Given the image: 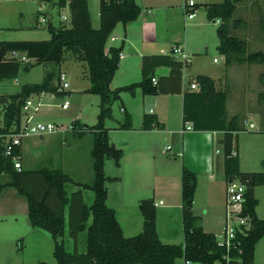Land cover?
Masks as SVG:
<instances>
[{
    "label": "trees",
    "instance_id": "trees-1",
    "mask_svg": "<svg viewBox=\"0 0 264 264\" xmlns=\"http://www.w3.org/2000/svg\"><path fill=\"white\" fill-rule=\"evenodd\" d=\"M238 0H220L203 3L206 20L218 21L215 33L216 50L223 56L225 66L233 63L264 62L263 52L244 53L245 43L231 34V18ZM63 7L64 0H57ZM98 26L92 28L86 0H69L67 3L69 26L59 22L53 26L46 23L49 38L45 40H0V81L13 79L20 68L28 71L33 65L49 63L57 66L64 59L79 62L85 69L88 87L84 92L98 96L96 122L86 126L73 120L71 132L78 137L91 134L90 184L78 183L59 169L13 168L9 157L2 154L0 146V175L8 177L5 186L13 187L26 202V218L32 228L47 232L53 242L52 257L55 264H173L175 259H188L197 264L223 262L224 249L216 245V237L205 232L199 217L192 212L196 176L183 164L179 170V209L182 239L180 243H162L155 231V208L150 197L137 201L141 215V229L132 236H124L116 220L115 211L105 203L103 161L110 157L119 165L122 151L108 139L103 121L111 116V104L121 92L133 94L137 89L143 95L181 93V126L185 121L192 124L193 131H218V144L222 153V170L225 182L236 180L244 186L241 215L248 218L249 227L243 234H236L237 246L229 252V264H253L255 243L264 235V215L255 214V186L264 185V171L243 172L238 167L236 132L243 123L238 114L227 116L226 91L217 89L215 80L197 74L187 80L195 82L198 90L181 89L182 69L186 66L169 54H143L140 58L139 79L136 82L110 88L116 71L121 45L105 48V43L117 23L126 25L135 20L140 8L134 0H98ZM196 7V5H195ZM264 29V17L261 20ZM11 52L22 53L28 60L20 61ZM159 68L165 73L155 74ZM57 73L54 67L47 70L41 80L26 83L19 91L0 95V131H8L18 123L23 100L33 93L62 94L57 89ZM140 130L159 127L154 114L142 112ZM180 126V127H181ZM116 129L130 130V115L123 112ZM234 152V154H232ZM14 153L20 156L16 147ZM20 160V158H19ZM73 183L80 189L88 188L93 196L89 205L82 201L81 191L66 193L65 184ZM3 185V186H4ZM2 185H0V188ZM68 208L67 232L75 244L79 232L85 233L83 251L64 250V207Z\"/></svg>",
    "mask_w": 264,
    "mask_h": 264
},
{
    "label": "rangeland",
    "instance_id": "rangeland-1",
    "mask_svg": "<svg viewBox=\"0 0 264 264\" xmlns=\"http://www.w3.org/2000/svg\"><path fill=\"white\" fill-rule=\"evenodd\" d=\"M193 1L199 4L194 9L193 19L190 20L185 17L184 0H170L168 7H159L151 11L157 19L155 24H157L159 34H161L159 37L162 39V48H166L169 52L173 44L183 46L184 40L185 45L182 50L186 54L189 64L188 67L184 68V73L191 76L197 74L210 76L215 80L217 89L226 91L227 116L238 114L243 119L244 127L235 133L236 141L238 137L239 143L244 142L246 155L248 156L247 160H251L249 157L254 154L252 151L256 150V153H258L257 150L260 149L259 145L253 144L252 140L254 138L252 135L257 132L259 126H261V129L264 128V62L233 63L225 66L223 56L216 50L218 40L215 28L217 24L206 20L201 5L203 3L219 2L220 0ZM40 3L41 0H0V40L48 39L49 34L46 30V24H38L36 18L45 16L51 20L53 25H57L58 22H61V16L67 17V11L64 8L56 7L55 0L44 1V6H41ZM86 3L92 28H96L98 21L97 18L94 20V14L97 12V0H86ZM235 7L229 19L231 34L244 41L245 54L256 51L264 53V29L261 27V20L264 17V0H238ZM107 44H109L108 40L106 41ZM19 54H17L18 57ZM174 57L178 58L177 55ZM53 67L65 72L68 87L62 94L43 93L41 98L43 105L34 113L33 121L52 122L59 126L60 130L52 134L24 137L21 140L25 148L20 158V167L27 170L42 167L59 169L74 182L90 184L92 177L89 155L91 134L85 132L78 137L69 131H63L64 129L67 130L68 125L76 119L86 126H92L96 122L98 96L82 91L84 80L80 77V63L64 59L57 66L40 63L33 65L28 71H22L20 68L15 78L0 81V95L15 93L19 91L22 84L39 82L43 74ZM119 77L121 76L118 72H115L110 88H113L114 84L119 81ZM65 100L68 102V107L62 110L59 104ZM156 105L164 111L166 121L169 124L167 126L178 125L180 101L176 95L142 96L136 89L132 95L121 92L119 98L111 104V116L104 119L103 127L107 129L108 139L116 148L124 152L133 144L137 145L147 141L155 144V147L145 159L149 162V165L144 166L146 169L142 173L145 176L144 181L133 175L128 164L121 167V170L120 167L115 165L112 158L107 157L104 159L103 174L108 178L105 181V203L108 207L113 208V205L119 200L120 187L123 185L127 187L132 183L145 184V187L147 185L148 188L142 189L139 187L136 194L140 199L151 198L153 175L161 173L167 176H177L178 174L181 158L173 152L175 145L179 143V135L168 134L165 136L155 133L146 137L145 134L135 130L116 129L117 121L121 119L123 112L130 115L132 126H139L142 110L147 112L149 108L153 109ZM247 122H252L254 127L249 128ZM177 129H179V126ZM164 146L170 147L171 150L165 151ZM215 149H218L217 144H213V150ZM261 154V157L252 160V166L249 167L248 165L247 168L249 169L246 172L264 171V149ZM217 157L220 159V155H217ZM143 165H146L144 161ZM218 173L221 174L220 168L213 170L215 179L219 177ZM148 175H152V178ZM120 176L123 178L121 184ZM203 179L207 178L204 176ZM7 181L8 177L6 175H0V184L3 187L0 192V206L2 205L3 208L0 210V264H4L6 261L9 264H31L39 255L49 257L48 259L53 261L54 259L51 257L53 242L50 235L43 230L28 232L24 222L25 213L20 211L18 204L15 205L16 199H22L21 195L13 187L5 186L4 183ZM65 190L67 194L80 190L82 201L86 205H89L92 201L93 194L88 188L80 189L78 185L67 183L65 184ZM203 191L198 192L199 198L196 206L200 207L196 208L193 214L199 217V223H201V217L203 222L211 223L213 219L216 220L215 216L217 215L215 214L224 216L225 191L223 188L222 199L219 196V202L222 200L219 212L216 209L212 210V208L208 209V207L202 206ZM254 197L257 201L254 209L255 213L257 217H262L264 215V185L255 188ZM137 201L127 200L123 209L113 208L116 211V219L124 227V232L127 234L124 236L126 237L138 233L141 229L140 224L139 229L130 231L129 234L126 231V225L136 221V216L138 220L142 221L137 208ZM216 202L217 199L214 198L212 203L215 204ZM63 215L64 233L62 241L64 250L68 252L83 251L85 246L84 231L78 233L77 241L74 244L67 232L68 208L66 206ZM159 223L161 226L158 227V232L161 234V240H166L165 243L179 242L181 238L176 224L174 225L171 221V229L173 230L168 232L164 228L165 221L161 220ZM38 237L40 241H42V238L47 239L51 247L49 251L46 247H43V241L40 246L42 249L36 247V238ZM181 263L182 259L177 258L173 264ZM253 264H264V235L254 245Z\"/></svg>",
    "mask_w": 264,
    "mask_h": 264
},
{
    "label": "crops",
    "instance_id": "crops-1",
    "mask_svg": "<svg viewBox=\"0 0 264 264\" xmlns=\"http://www.w3.org/2000/svg\"><path fill=\"white\" fill-rule=\"evenodd\" d=\"M44 1L46 0H41V3H40L41 6L45 5ZM56 1L57 0H55V3H54L56 7L60 9L63 8V7L57 6ZM134 1L140 8V12L137 18L126 25H121L120 23H117L107 38V40L109 41V44L106 45L105 43V48L109 46L117 47L121 45V50L119 52V57H118V62H117V68L115 71V72H118L119 76L121 77H119V81L114 84V87L138 81L140 58L143 54H169L170 55L171 47L169 49V52L166 50V48H162V45H161L162 39L159 37V35L161 34H159V30H158L159 28H157V24H155L157 19L153 15V12H151L152 10H156L159 7H168L170 5L169 3L170 0H134ZM97 3H98V0H97ZM195 4L197 6L199 3L195 2ZM96 18L98 21V7H97V12L94 14V20ZM89 19H90V25L92 27L90 15H89ZM47 22H50L52 24L49 18L47 19ZM53 26H56V25H53ZM173 45H178V44H173ZM184 45H185V41L183 40V46ZM179 46L182 50L183 46L181 45ZM16 54H18V52H16ZM19 55L22 56L23 54L20 53ZM7 56H10V54H8ZM172 57L174 59H177L174 56ZM188 65L189 64L187 63L185 67H188ZM80 66H81L80 67V77L81 79L84 80V87L82 88V91H84L88 87V81L85 77V73H84L85 69L83 68V65L81 63H80ZM184 68L182 69V77H181V89L182 90L188 88L189 84H187V80L195 76V75L191 76L190 74L184 73ZM59 71L61 70H58V72ZM110 85H111V81H110L109 86ZM66 89L62 91V93H64ZM157 95H160V94H155L152 96H157ZM170 95H176L179 97L180 115H179L178 125L174 124L173 126H167L169 124L166 121V115L164 111L160 107H158V105H156L154 106L153 109L149 108L147 113H151L155 115L157 121L160 124L159 127H154L149 130H140L139 129L140 124H139V126H132V129L130 130L141 132L142 134H145L144 136L146 137H149L151 134H155V133H159L165 136L168 134L179 135V143L175 145V149L173 153H177V155H179L181 158V164H183L186 168H188L196 176V187H195L193 201H192V212L195 211L196 208L198 209L200 207V206H196L198 203V198H199L198 192L200 190H204L203 191V201H202L203 203H201L203 204L202 206H206L208 207V209L212 208V210L216 209L218 211L219 209H221V205H222V200H220L219 202V196L222 199L223 197L222 191H223V188L225 191V185H226V182L223 176V170H222L223 158H222V153H221V147L218 144V141L221 137V132L191 131V132L185 133L184 135H180L179 129L181 126V93L170 94ZM62 110H65V109H62ZM142 112H145V110H142ZM140 117H141V114H140ZM260 125H261V122H260ZM178 126H179V129H177ZM253 127H254V124H253ZM260 127L261 126H259L257 132L253 133L252 135L254 138L252 140L253 144L259 145L260 149L257 150L258 153H256V150L252 151L254 154L251 157H249L251 160H247L248 156L246 155L247 153L246 146L244 142L239 143V140L237 137L236 154L238 157V167L240 171L246 172V170L249 169L247 168L248 165L249 167L252 166V163H253L252 160H255V158L257 159L259 156L261 157L262 155L261 152H263V149H264V128L261 129ZM63 131H68V130L64 129ZM213 144H217L218 149L213 150ZM154 147H155V144H152V142H148V141L137 144V145L133 144V146H130L129 149L122 152V157L120 159L118 167L120 168L123 166L125 167V164H128L133 175L136 177H139L142 181H144L145 176L142 173L145 172L146 170L145 167L149 165V162H147L145 159H147L148 154L151 153ZM165 147L166 146H164V149ZM24 148H25V145L21 141L20 147H19L20 158L23 154ZM169 150H171L170 147H169ZM217 155H220V159L217 157ZM143 161L146 165H143ZM219 168L221 170V174L218 173V176L220 178L218 177L215 179L213 177V170L214 169L218 170ZM22 169L24 168L22 167ZM124 175L125 174L123 173V176ZM121 176H120V184L123 179ZM148 176L149 177L151 176L152 178V175H148ZM204 176L207 179H203ZM152 181H153L152 182L153 186L151 188V193H152L151 198L153 200V205L155 208V231L158 236V239L162 243L166 242V240H161V234H159L158 232L159 231L158 227L161 226L159 223L161 222V220L163 222L165 221L164 228H166L165 230H167L168 232H171L173 230L171 229L172 225L170 222L172 221L174 225L176 224L177 228L179 229V237L182 239L181 224H180V209H179V171H178L177 176L175 175L167 176L161 173L160 174L156 173L155 175H153ZM139 187H141L142 189L148 188L147 185L145 187V184H140V183L139 184L132 183L128 185L127 187H125V185L121 186L120 191H119L120 198L116 202V204L113 205V208L123 209L125 208V203L127 200L128 201L133 200L136 202L138 199H140L139 196H137L136 194L137 193L136 190H139ZM256 187L258 186H255L253 188V194H254V190ZM2 189L3 187L0 188V192ZM128 196H130V198L125 200ZM20 197L22 199H16L15 205L18 204V208L20 209V211L22 213L23 212L25 213L24 222L28 228L27 229L28 232H34V230H40V229L32 228L28 224V221L26 218V202L23 196H20ZM214 198L217 199V202L215 204L212 203V200ZM1 206H0V210L3 209ZM115 214H116V211H115ZM212 214L214 213L212 212ZM215 215H217L215 216L216 220L213 219L211 223L203 222V219L201 217L200 226L205 232L212 233L213 235H215L216 239H218L221 235V230L224 226V216L222 217L220 214H215ZM115 217H117V215ZM116 220L122 230V234L127 235L124 232V227L121 225L118 219ZM140 224H141V221L138 220L136 216V221H134L133 223H128L126 225L127 233L129 234L130 231H135L136 229H139ZM181 239H179V242L177 243H180ZM42 241H43V247H46V249H48L49 251L51 247L48 244L47 239L42 238ZM42 241H40L39 237L36 238V242H37L36 247H39L38 249H42L40 247L42 245L41 243ZM167 243H170V242H167ZM177 243H173V244H177ZM48 258L39 255L36 257L34 261H32L31 264H55L54 260L52 261L51 259H48ZM253 258H254V250H253ZM4 264H9V263L6 261Z\"/></svg>",
    "mask_w": 264,
    "mask_h": 264
},
{
    "label": "built area",
    "instance_id": "built-area-1",
    "mask_svg": "<svg viewBox=\"0 0 264 264\" xmlns=\"http://www.w3.org/2000/svg\"><path fill=\"white\" fill-rule=\"evenodd\" d=\"M69 0H64L63 8L67 11V17L61 16V22L66 26H69V16L67 3ZM195 2L193 0H184L183 9L186 19H192L194 17ZM38 24H46L47 19L44 16H39L36 18ZM217 24L218 21L216 20ZM170 55L178 56V60L181 61L183 65H187L188 58L185 53L181 50L178 45L171 46ZM10 56H13L20 61H27L25 56H17L16 52H11ZM68 87L66 81V75L64 71H59L57 73V89L64 91ZM190 90L197 91L198 85L195 82H191L188 85ZM44 92L33 93L28 95L21 105L20 116L18 123L14 125L8 131H0V146L2 148V154L5 157H9L12 161L13 168L16 170L20 169V156L14 153L16 147H20L21 140L28 136H41L44 134H52L58 132L59 126L52 122H40L33 121L34 113L37 109L43 105L41 102L42 94ZM68 102L65 100L59 104L61 109H66ZM0 104V111H1ZM249 128L253 127L251 122L247 123ZM66 130V129H65ZM67 130H71V126L67 127ZM192 124L189 121H185L179 129V134L184 135L187 132H191ZM165 151L169 150L166 146ZM234 154V152H232ZM244 191V186L236 181L230 180L226 182L225 185V206H224V226L221 230L220 237L216 240V245L224 249V255L222 257L223 262L217 264H229V252L236 248L237 241L235 240L236 234H243L245 230L248 229L249 223L246 216H242L240 213L242 211L241 201L242 193ZM160 203V201H159ZM182 264H193L188 259H183Z\"/></svg>",
    "mask_w": 264,
    "mask_h": 264
},
{
    "label": "water",
    "instance_id": "water-1",
    "mask_svg": "<svg viewBox=\"0 0 264 264\" xmlns=\"http://www.w3.org/2000/svg\"><path fill=\"white\" fill-rule=\"evenodd\" d=\"M166 71V69L164 68H159L155 70V74H160V73H164Z\"/></svg>",
    "mask_w": 264,
    "mask_h": 264
}]
</instances>
